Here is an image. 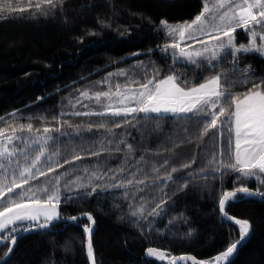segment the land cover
Masks as SVG:
<instances>
[{
  "label": "trees",
  "instance_id": "1",
  "mask_svg": "<svg viewBox=\"0 0 264 264\" xmlns=\"http://www.w3.org/2000/svg\"><path fill=\"white\" fill-rule=\"evenodd\" d=\"M35 4L36 0H0V117L17 125L32 123L41 134L45 126L61 127L64 135L51 133L60 152L57 159L63 163L76 153L84 157L64 164L52 174L69 173L62 183L77 176L82 178L78 184L88 183L85 168H116L124 161L125 144L120 145L123 152L90 156L88 151L99 148L102 139L119 137L133 146L130 170L140 157L148 161L143 166L148 171L149 186H138L144 191L136 192L135 199H126L124 189H97L82 199H65L91 192V187L72 186L73 191L62 190L60 217L85 213L94 218L92 246L96 264H167L144 256V251L151 247L163 251L164 258L188 254L201 261H216V256L240 238L239 226L222 221V194L245 186L264 195V183L258 178L238 179L240 174L236 172H200L201 167H209L212 157L201 151L197 146L200 141L195 139L173 146L187 135L175 117L144 119L140 114L135 118L138 123L113 127L115 136H110L106 129L89 130L88 125L101 121L111 124L124 118L71 113L99 110L95 101L81 97V92L107 91L109 86L114 89L117 83L124 85L130 78L143 81L154 71L159 72V78L180 74L189 85H197L217 72L243 79L241 70L245 68L257 79L264 78V57L257 53L241 54L236 71H232L230 55L215 69H209L204 62H200L203 68H196L187 61L174 60L173 51L164 50L171 40L160 21L172 25L191 21L202 10L203 0H63L46 15L38 13ZM242 32L238 29L236 34L241 37ZM121 70L127 75H119ZM109 73L115 75L109 77ZM106 77L109 83H102ZM250 86L237 85L232 91L243 93ZM62 113L65 115L61 116ZM53 117H60L61 124ZM65 120L72 127L62 124ZM4 126L0 121V127ZM224 133L226 136V128ZM191 134H198L195 127ZM211 147L209 144V151ZM193 156L197 162L191 168H179ZM166 160L168 170L173 166L179 168L172 173L179 183L155 180L157 175H164L161 165ZM153 165L160 169L158 174L151 172ZM104 182L113 181L106 177L105 181L92 183ZM162 201L167 203L162 204L158 216L147 214ZM139 204L144 205V215H132L133 205L139 208ZM226 214L247 220L252 227L249 238L230 264H264V201L234 197L226 204ZM79 224L62 223L22 237L3 264H88L81 226H88L89 221L84 218ZM9 242L0 245V259Z\"/></svg>",
  "mask_w": 264,
  "mask_h": 264
},
{
  "label": "snow or ice",
  "instance_id": "2",
  "mask_svg": "<svg viewBox=\"0 0 264 264\" xmlns=\"http://www.w3.org/2000/svg\"><path fill=\"white\" fill-rule=\"evenodd\" d=\"M62 3L63 0H36L35 9L38 13L46 15L48 10H55ZM160 24L171 40L164 45V50L172 49L174 60L187 61L196 68H203L204 64L200 61H206L209 69H215L222 66L223 60L230 55L233 58L232 71H236L241 54L258 53L264 56V0H203L202 10L191 21L172 25L161 20ZM238 29H243L248 34L249 40L246 45L237 44L234 34ZM197 44L201 47L197 48ZM241 71L244 73L243 79H233L226 72H217L210 74L204 82L197 85H189L186 80L182 81L180 74L177 73L159 78V72L154 71L143 81L130 78L124 85L117 83L115 89L109 86L107 91L81 92V97L94 100L99 110L76 111L71 115L124 118L113 120L111 124L101 121L88 125L89 130L93 127L106 129L110 136H115L113 127L121 128L134 122L138 123L135 118L140 114H143L144 119L175 117L178 126L182 127L187 135L179 138L178 130L179 143H174L173 146L192 143L195 139L200 141L197 146L201 151L212 157L208 160L209 167H201L200 172H219L222 175L236 172L240 174L238 179L258 178L264 183V78L257 79L249 68ZM113 75L115 74L109 73V77ZM119 75L127 74L121 70ZM102 83H109L108 77ZM249 84L251 86L243 93L232 91L237 85ZM11 115L16 117V113ZM63 115L65 114L62 113L61 116ZM129 117L133 119H128ZM53 119L61 124L60 117ZM0 121L5 125L0 127V243L11 242L12 246L7 248L9 254L14 250L18 232L30 231L36 227L47 228L54 220L60 218L62 190L73 191L72 186H75V189L91 187V192L81 193L77 197H65V199H82L84 195H91L97 189L102 191L124 189L126 199H135L136 192L144 191V188L138 186H149L148 171L143 166L148 162L147 158L140 157L130 170L128 163L133 146L126 144L119 137L102 139L99 148L88 151L90 156L123 152L120 145L125 144L127 152L119 166L91 171L85 168L88 183L78 184L77 181L82 179L79 176L70 181L65 179L62 183V179L69 173L54 176L52 174L64 164L84 157L76 153L71 160L65 159L63 163L57 159L60 152L55 147L56 137L51 133L64 135L61 127L45 126L41 134V130L35 128L32 123L17 125L2 117ZM62 124L72 127L67 120ZM193 127L198 133L195 136L191 134ZM209 144L212 146L211 151L208 149ZM109 145L114 147L110 148ZM196 162L197 159L193 156L190 162L182 163L179 168H191ZM168 164L169 161L166 160L161 165L165 168V173L163 176L157 175L155 180L164 179L166 182L179 183V180L172 175L179 168L173 166L168 170ZM159 171L160 169L155 165L151 168L152 173L158 174ZM106 177L113 182L92 183L105 181ZM34 181L41 182L37 184L33 183ZM184 187H187V183ZM238 193L256 194L245 186H240L235 191L224 192L219 200L222 214L226 215L227 202ZM164 203L167 201L157 203L147 214L158 216L163 210ZM87 215L88 220L94 223L93 217ZM132 215H144V205L141 204ZM226 218L234 220L239 226L240 239L215 257L217 264L220 261L230 264L229 258L251 231L249 221L236 219L230 215H226ZM69 219L75 221L78 217L72 216ZM24 222H31V226L25 225ZM84 231L88 234V259L95 264L91 241L92 229L85 226ZM146 251L149 256L162 255L153 248H148ZM179 259L193 260V264H197L192 257L181 256Z\"/></svg>",
  "mask_w": 264,
  "mask_h": 264
},
{
  "label": "water",
  "instance_id": "3",
  "mask_svg": "<svg viewBox=\"0 0 264 264\" xmlns=\"http://www.w3.org/2000/svg\"><path fill=\"white\" fill-rule=\"evenodd\" d=\"M235 190H236V189H232V190H229V191H227V192L235 191ZM249 190H250L251 192H253V193H256V194H255V195H245L244 193H238V194L236 195V197H237V196H244V197L256 198V199H259L260 201H264V195H262L261 193L255 191V190H253V189H250V188H249ZM230 200H231V199H230ZM219 212H220V209H219ZM220 215H221V218H222V221H223V222H225V223H231V224H235V225H237V224L234 222V220H229V219L226 218V215H227V214L225 215V214H222V213L220 212ZM69 217H72V216H69ZM69 217H60L59 219L54 220V221L49 225V227H47V228H43V229H41V228L36 227V228H33V230H30V231L18 232V233L16 234V235H17V242H18L22 237H24V236H26V235L33 234V233H38V232H41V231L48 230V229H50V228H52L53 226L58 225V224H62V223H71V224H77V225H80V224H79V220L84 219V218L88 219V215L85 214V213H82V214H80V215H76L75 217H78V219L75 220V221L69 219ZM234 218H235V217H234ZM236 219H238V218H236ZM93 220H94V218H93ZM88 221H89V220H88ZM30 226H31V225H30ZM237 226H238V225H237ZM81 227H82V229L84 230L85 226H81ZM87 227H90V228L92 229V232H91V241H92L93 234H94V232H95V230H96V223H95V220H94V223H93L92 221H89V225H88ZM251 230H252V227H251ZM84 232H85V231H84ZM250 234H251V231H250L249 235H248L243 241L240 242V244H239L238 247H237L236 252L233 254L232 257L229 258V261H231V260L234 258V256L236 255L238 249H239V248H240V247H241V246L247 241V239L249 238ZM239 239H240V238H239ZM239 239H238V240H239ZM238 240H237V241H238ZM17 242H16V243H17ZM87 243H88V234L85 233V242H84L85 254H86V258H87L88 264H92V262L88 259V255H87ZM11 246H12V245H11V242H9V247H11ZM15 246H16V244L14 245V248H15ZM151 248H152V247H151ZM147 249H148V248H147ZM147 249H146V250H147ZM153 249H155V248H153ZM146 250L144 251V256H145L146 258L151 259V260H156V261H162V260H164L167 264H184V263H188V262L193 263V260H180L179 257H181V256H184V257H192V258L197 262V264H217V261H213V262L201 261V260L196 259V258L193 257L192 255H188V254L172 256V257H170V258H164V256H163V251L158 250V249H156V250H158L162 255H160V256H157V255L149 256V255L147 254V251H146ZM12 252H13V251H12ZM12 252H11L10 254L6 252L5 255L0 259V264H3V263H4V262L10 257V255L12 254ZM174 258H175V259H174ZM95 264H96V262H95ZM218 264H227V262H225V261H220V262H218Z\"/></svg>",
  "mask_w": 264,
  "mask_h": 264
},
{
  "label": "rangeland",
  "instance_id": "4",
  "mask_svg": "<svg viewBox=\"0 0 264 264\" xmlns=\"http://www.w3.org/2000/svg\"><path fill=\"white\" fill-rule=\"evenodd\" d=\"M243 31H244V33L242 32L243 34H241V37L238 36V34H236L237 32L234 34V35H235V39H236L237 44H245V45H246V44L248 43L249 36H248V34L245 32V30H243ZM246 35L248 36V38H245ZM238 38H239L241 41H239V40L237 41ZM243 39H244V40H243ZM196 47L199 48V47H201V45L197 44ZM171 50H172V49H171ZM172 51H173V50H172ZM257 54H258V53H257ZM263 57H264V56H263ZM200 62H204V63H206V61H200ZM203 82H204V81H203ZM201 83H202V82H201ZM134 87H135V86H134ZM114 89H115V87H114ZM71 152H72V150H70V153H71ZM139 205H141V204H139ZM133 208H134V210H135V209H137L138 207H137V206L134 207V205H133ZM24 224H25V225H30L31 222H24ZM4 243H6V242H4ZM4 243H0V245H2V244H4Z\"/></svg>",
  "mask_w": 264,
  "mask_h": 264
},
{
  "label": "bare ground",
  "instance_id": "5",
  "mask_svg": "<svg viewBox=\"0 0 264 264\" xmlns=\"http://www.w3.org/2000/svg\"><path fill=\"white\" fill-rule=\"evenodd\" d=\"M242 197H244V196H242Z\"/></svg>",
  "mask_w": 264,
  "mask_h": 264
}]
</instances>
